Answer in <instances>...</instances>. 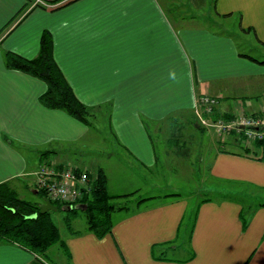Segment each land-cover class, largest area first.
I'll use <instances>...</instances> for the list:
<instances>
[{"label":"crops","instance_id":"0c3cea01","mask_svg":"<svg viewBox=\"0 0 264 264\" xmlns=\"http://www.w3.org/2000/svg\"><path fill=\"white\" fill-rule=\"evenodd\" d=\"M32 2L0 0V183L34 191L36 173L49 155L108 177L93 150L105 119L114 130L113 152L121 149L137 163L136 189L118 193H134L136 201L124 203L127 208L116 212L112 233L103 238L88 231L66 235L67 264H264L261 151L246 154L235 134L197 129L192 121L200 94L217 96L221 115L264 110V91L258 90L264 84L262 63L242 55L223 29L192 23L198 15L225 18L263 44L264 0H187L192 10L179 20L160 0ZM45 31L76 95L92 107L94 125L43 106L39 97L46 84L6 65V51L36 57ZM189 140L205 145L204 160L211 145L210 173L203 176L217 182L211 191L220 194L196 207L183 188L163 193L157 179L166 173L158 169L161 151L168 160L170 153L188 151ZM105 149L98 151H110ZM245 187L253 191L238 192ZM159 189L182 196L160 195ZM154 246L169 250L154 256ZM17 262L39 263L31 252L1 243L0 264Z\"/></svg>","mask_w":264,"mask_h":264},{"label":"trees","instance_id":"16d2710c","mask_svg":"<svg viewBox=\"0 0 264 264\" xmlns=\"http://www.w3.org/2000/svg\"><path fill=\"white\" fill-rule=\"evenodd\" d=\"M60 1L63 0H50L49 3L56 4ZM242 55L264 64V60H260L252 55ZM5 63L9 68L31 75L46 84L45 92L39 97V101L43 106L50 109L62 110L86 125H93V109L79 99L56 61L54 42L49 31H45L42 34L40 50L36 57L27 58L14 51H6ZM220 116L219 112L215 113V117ZM223 116L225 118L230 117L229 115ZM232 133L235 134L234 132ZM256 147L258 150L244 147V153L259 155L257 153L261 151V156L258 158L264 161V140L257 142ZM59 166H65V164L62 163ZM88 174L90 178V191L80 202L72 206H64L59 202L53 203L58 206V210L67 212L65 223L71 235L77 236L88 231L98 238H103L112 233L114 226L113 214L127 208V204L116 206L111 200L115 197H128L132 193L111 195L108 188V177L103 170H99L97 173L89 170ZM38 190V194L44 192L40 189ZM43 195L46 197L45 193ZM165 196L181 197L182 194L171 193ZM209 199H204V201ZM41 204L31 202L19 196L10 181L0 183V244H15L31 252L40 263L47 264L45 261L49 260L48 253L53 246L59 244L65 248L67 245L51 212H40ZM262 206H264V203H262ZM79 211H83L87 218L85 232L75 231L71 225V221ZM241 217L246 225L247 219L244 213H241ZM167 250L169 249L154 246L152 251L154 256H158L159 252L165 255ZM65 251L70 258L68 248Z\"/></svg>","mask_w":264,"mask_h":264},{"label":"rangeland","instance_id":"374dc122","mask_svg":"<svg viewBox=\"0 0 264 264\" xmlns=\"http://www.w3.org/2000/svg\"><path fill=\"white\" fill-rule=\"evenodd\" d=\"M33 2L31 5H35L37 3H40V0H32ZM161 7L164 8L169 15L174 19V13H176L177 20L181 18L184 19L183 13L186 12L187 14L188 10H192L187 2V0H160ZM175 10V11H174ZM194 10V8H193ZM196 14L198 11H195ZM203 12V11H202ZM212 16V15H211ZM209 17L207 20L205 19V15L202 16H195L193 20V24H206L208 25L209 28L211 29H218L222 31L221 29L224 30V33L228 35H232L237 44L238 48L242 53L252 55L260 60H264V43L261 44L259 40L254 36L253 33L251 35H245L242 32H240L237 29L236 22L231 23L228 20H225V18H214V17ZM188 19V17H186ZM259 66V65H257ZM261 67L264 68V64L260 65ZM260 77L257 76L255 80H259ZM264 83V81H263ZM258 90L260 92L264 91V84L263 86L259 87ZM238 113H245V112H238ZM236 114V113H235ZM247 114V113H246ZM194 115L196 119L192 118L193 123L197 127V129H201L203 126L200 125L199 120L194 112ZM232 116V115H229ZM105 119V118H104ZM107 119L103 120L101 122V126L103 128L101 131H96L97 132V137L95 138L94 141L97 143L94 144L93 147H95L93 150L95 151L94 154L96 155L98 160H101L104 167L107 170L108 174V183H109V192L111 195H125V194H118V193H123V189H128L131 191H134L137 187V177H135L137 173V163L134 161H131L128 159L127 155L123 151H119L121 149H118L117 152H113L115 147H116V142L112 138L111 134L114 137V130L109 128V124L106 121ZM104 124H107L106 126ZM94 125V124H93ZM201 127V128H200ZM205 128V127H203ZM208 129V128H205ZM231 134V133H229ZM210 136V135H209ZM215 136V135H214ZM237 138H239L241 141H243V137L235 133ZM185 137V136H184ZM210 141V139H209ZM258 141H254L253 143L247 145L245 144L246 142H243L244 147H249V148H254ZM99 142H102L99 144ZM189 146L187 147V144L184 145L183 147L189 148L188 151H183L181 149L178 150V152L170 153L168 155V160H166L164 153L161 151L159 157V164L160 166L158 169L166 168V171L163 170V172H166L165 175L164 173L160 175L157 179L160 181L161 187H163V190L165 189V192H170L171 189L169 187L175 186L178 188H183L182 190L185 191L186 193L192 195L191 196V201L195 202V207L196 203L204 198L207 197H214V198H219L220 194L216 192H212L213 187H217V182H215L213 179L210 177L207 178L203 176L205 172L208 174L210 173V152H211V145H207L208 149L207 151L209 152V155H207V159H201L203 158V152L205 150V145H202V148L199 144L198 141H190ZM187 143V141H186ZM100 145V146H99ZM99 147H104L107 149H110V151H107L105 153H99L98 148ZM163 146H161L162 148ZM119 151V152H118ZM78 156V154H77ZM54 156L49 155L48 159H44L40 165L46 160H51ZM57 159V158H56ZM55 160V159H54ZM59 160V159H57ZM55 160V161H57ZM89 162H92L93 159L87 160ZM97 161V160H96ZM76 166L72 161L65 162V167L66 166ZM40 167V166H39ZM82 168V166L80 167ZM85 169V168H82ZM86 170V169H85ZM88 173L89 171L86 170ZM97 173V172H95ZM201 174V175H200ZM18 186L13 187L16 189L18 192L19 196L25 198L26 200H29L31 202H38V203H43L44 202V192H41V194H37L33 191L31 188H25L20 186V183H17ZM168 185V186H167ZM37 188V186H36ZM174 188V187H173ZM185 188V189H184ZM191 190H189V189ZM237 188V187H235ZM38 189V188H37ZM169 189V190H168ZM161 189L158 190L160 192V195H167L163 194ZM168 190V191H166ZM238 192L241 190H244L243 192L245 193H251V189L245 188H239L237 189ZM236 190V191H237ZM237 192V193H238ZM171 194V193H170ZM258 196H263L259 195ZM256 195V196H257ZM112 203H114L116 206H121L124 205V203H134L136 201L135 199V194L132 193L128 197L121 196V197H115L114 199L111 200ZM251 201V200H250ZM255 203V202H253ZM194 211V210H193ZM51 215L58 225L61 235L64 239L66 235H69V231L66 227L65 223V217L67 216V212L63 210H51ZM117 214L116 212L113 214V216ZM72 228L75 231H83L87 227V218L83 211H79L74 217V219L71 221ZM68 247H61L59 244L53 246L49 250V260L45 261L47 264H67V259L69 261V257L65 251V249ZM69 251V250H68ZM32 254V253H31ZM34 257V255L32 254ZM71 261V260H70ZM40 263V261H38ZM37 263V264H39ZM18 264V262H17Z\"/></svg>","mask_w":264,"mask_h":264},{"label":"built area","instance_id":"2783aa9c","mask_svg":"<svg viewBox=\"0 0 264 264\" xmlns=\"http://www.w3.org/2000/svg\"><path fill=\"white\" fill-rule=\"evenodd\" d=\"M220 101L217 96L200 94L196 98L194 112L201 126L215 129L219 134L238 133L243 142L249 145L264 140V110L255 114L236 113L229 118L219 112ZM36 186L44 191L52 202L72 206L90 191V178L85 169L78 166H59L55 160H46L40 165Z\"/></svg>","mask_w":264,"mask_h":264},{"label":"water","instance_id":"95a60500","mask_svg":"<svg viewBox=\"0 0 264 264\" xmlns=\"http://www.w3.org/2000/svg\"><path fill=\"white\" fill-rule=\"evenodd\" d=\"M35 193H39L38 189L34 190ZM51 210H58V206L54 204L50 199L47 197H44V202L40 205V212L41 213H46Z\"/></svg>","mask_w":264,"mask_h":264}]
</instances>
